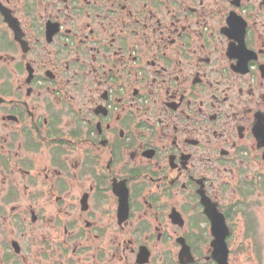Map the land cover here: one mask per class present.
Masks as SVG:
<instances>
[{
	"label": "flooded vegetation",
	"instance_id": "obj_1",
	"mask_svg": "<svg viewBox=\"0 0 264 264\" xmlns=\"http://www.w3.org/2000/svg\"><path fill=\"white\" fill-rule=\"evenodd\" d=\"M0 264H264V0H0Z\"/></svg>",
	"mask_w": 264,
	"mask_h": 264
}]
</instances>
